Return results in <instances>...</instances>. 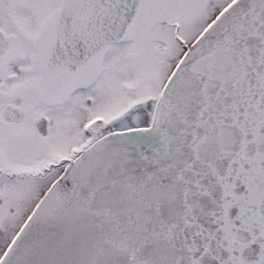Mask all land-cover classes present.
Instances as JSON below:
<instances>
[{"label":"snow or ice","instance_id":"1","mask_svg":"<svg viewBox=\"0 0 264 264\" xmlns=\"http://www.w3.org/2000/svg\"><path fill=\"white\" fill-rule=\"evenodd\" d=\"M0 264H264V0H0Z\"/></svg>","mask_w":264,"mask_h":264}]
</instances>
